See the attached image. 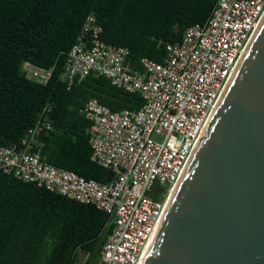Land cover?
<instances>
[{
	"label": "built area",
	"instance_id": "obj_1",
	"mask_svg": "<svg viewBox=\"0 0 264 264\" xmlns=\"http://www.w3.org/2000/svg\"><path fill=\"white\" fill-rule=\"evenodd\" d=\"M263 17L264 0H217L205 23L166 46L162 63L142 58L141 69L130 71L128 49L105 43L90 14L67 53L61 81L69 88L90 74L105 76L144 102L136 111L113 112L96 100L84 106L91 160L115 178L99 183L47 163L41 151L52 130L50 108L19 143L0 145V172L107 213L113 228L99 264H139ZM22 72L41 85L52 75L30 62Z\"/></svg>",
	"mask_w": 264,
	"mask_h": 264
},
{
	"label": "trees",
	"instance_id": "obj_2",
	"mask_svg": "<svg viewBox=\"0 0 264 264\" xmlns=\"http://www.w3.org/2000/svg\"><path fill=\"white\" fill-rule=\"evenodd\" d=\"M217 0H0V145L19 143L38 115L50 108L52 130L44 136L47 163L85 179L109 183L115 175L91 160L83 109L96 100L110 111H136L138 94L88 75L71 87L61 81L67 53L94 14L101 39L129 51L126 69L140 60L162 63L166 46L203 24ZM52 69L47 84L27 79L22 65ZM156 198H158L156 196ZM112 218L34 183L0 172V264H99Z\"/></svg>",
	"mask_w": 264,
	"mask_h": 264
},
{
	"label": "water",
	"instance_id": "obj_3",
	"mask_svg": "<svg viewBox=\"0 0 264 264\" xmlns=\"http://www.w3.org/2000/svg\"><path fill=\"white\" fill-rule=\"evenodd\" d=\"M140 264H264V19Z\"/></svg>",
	"mask_w": 264,
	"mask_h": 264
},
{
	"label": "bare ground",
	"instance_id": "obj_4",
	"mask_svg": "<svg viewBox=\"0 0 264 264\" xmlns=\"http://www.w3.org/2000/svg\"><path fill=\"white\" fill-rule=\"evenodd\" d=\"M263 19H264V17H263ZM263 19H262V21H263ZM261 21V22H262ZM260 25H261V23L259 24V26L257 27V29H256V31H255V33L257 32V30L259 29V27H260ZM255 33H254V35H255ZM253 35V36H254ZM253 38V37H252ZM251 42V41H250ZM249 45V44H248ZM231 81V80H230ZM230 83V82H229ZM228 83V84H229ZM228 86V85H227ZM227 88V87H226ZM203 135V134H202ZM201 139V138H200ZM183 176V175H182ZM175 190V189H174ZM173 193H174V191L172 192V195H171V197H170V199H169V201H168V205H169V203H170V201H171V198H172V196H173ZM168 205H167V207H168ZM167 207H166V209H167ZM165 214V213H164ZM153 238V237H152ZM152 238H151V240H152ZM151 240H150V242H151ZM150 242H149V244H148V247H149V245H150ZM148 247H147V249H148ZM147 251V250H146ZM146 251H145V253H146ZM145 253H144V255H145ZM144 257V256H143ZM143 259V258H142ZM142 261V260H141ZM141 263V262H140ZM139 263V264H140Z\"/></svg>",
	"mask_w": 264,
	"mask_h": 264
},
{
	"label": "rangeland",
	"instance_id": "obj_5",
	"mask_svg": "<svg viewBox=\"0 0 264 264\" xmlns=\"http://www.w3.org/2000/svg\"><path fill=\"white\" fill-rule=\"evenodd\" d=\"M83 258L80 256V258L78 259L77 264H82Z\"/></svg>",
	"mask_w": 264,
	"mask_h": 264
}]
</instances>
